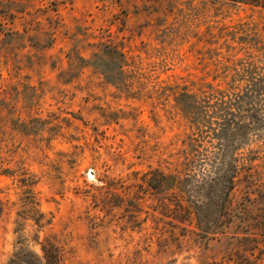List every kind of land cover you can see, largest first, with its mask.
<instances>
[{"label": "rangeland", "instance_id": "obj_1", "mask_svg": "<svg viewBox=\"0 0 264 264\" xmlns=\"http://www.w3.org/2000/svg\"><path fill=\"white\" fill-rule=\"evenodd\" d=\"M237 25L264 39V11L243 4L0 0V264L14 252L16 215L26 209L18 170L37 180L51 220L39 235L57 264H264V143L242 158L227 146V165L251 160V194L239 177L232 190L209 192L196 217L203 189L175 182L188 129L159 90L220 76L222 40L208 32ZM108 44L144 77L134 99L76 64ZM153 171L166 176L156 189L146 183ZM20 223L32 238L36 227Z\"/></svg>", "mask_w": 264, "mask_h": 264}, {"label": "trees", "instance_id": "obj_2", "mask_svg": "<svg viewBox=\"0 0 264 264\" xmlns=\"http://www.w3.org/2000/svg\"><path fill=\"white\" fill-rule=\"evenodd\" d=\"M209 1L243 4L264 11V0ZM253 29V26L237 25L215 35L208 32V39L222 40V47L214 51L220 76L213 75L211 81L198 80L190 86L159 87L160 91L171 95L174 108L188 129L182 171L175 182L179 188L203 189L204 200L200 198L191 209L196 217L205 213L209 192L225 185L232 190L239 177L245 181L248 196L251 194V160L239 159L238 164L227 165L225 150L234 144L242 158L243 152L252 145L264 143V39ZM76 64L80 69L93 68L106 84L128 98L134 99L132 89L139 91L144 84V77L133 59L116 46L102 45L90 59L78 57ZM229 166L239 171L237 177L226 178ZM18 171V183L23 188L20 197L26 201V209L17 212L14 252L6 264H57L56 255L45 247L39 235L51 220L40 211L35 192L37 180L27 171ZM1 172V175L12 176L15 171L3 169ZM165 179L161 172L153 171L146 183L156 189ZM20 220L32 222L36 227L32 238L25 236ZM34 246L39 249L35 250Z\"/></svg>", "mask_w": 264, "mask_h": 264}]
</instances>
